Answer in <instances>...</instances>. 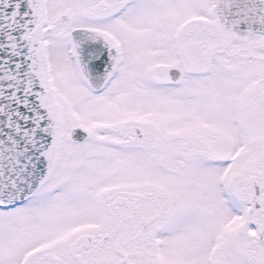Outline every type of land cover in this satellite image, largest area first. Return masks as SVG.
I'll use <instances>...</instances> for the list:
<instances>
[{"label": "snow or ice", "instance_id": "snow-or-ice-1", "mask_svg": "<svg viewBox=\"0 0 264 264\" xmlns=\"http://www.w3.org/2000/svg\"><path fill=\"white\" fill-rule=\"evenodd\" d=\"M0 264H264V0H0Z\"/></svg>", "mask_w": 264, "mask_h": 264}]
</instances>
